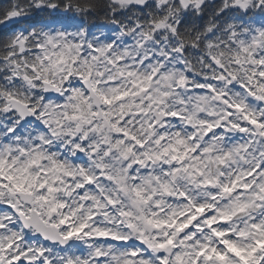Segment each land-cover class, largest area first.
<instances>
[{"label":"snow or ice","instance_id":"6c2138e0","mask_svg":"<svg viewBox=\"0 0 264 264\" xmlns=\"http://www.w3.org/2000/svg\"><path fill=\"white\" fill-rule=\"evenodd\" d=\"M0 264H264V0H0Z\"/></svg>","mask_w":264,"mask_h":264}]
</instances>
